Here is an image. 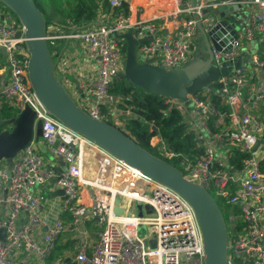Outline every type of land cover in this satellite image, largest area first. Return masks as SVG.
<instances>
[{"label": "built area", "instance_id": "1", "mask_svg": "<svg viewBox=\"0 0 264 264\" xmlns=\"http://www.w3.org/2000/svg\"><path fill=\"white\" fill-rule=\"evenodd\" d=\"M133 1L109 0L111 7L125 2L128 13L99 14L86 27L46 26L53 58L64 44L60 41L68 43L55 73L70 96L89 116L122 130V117L131 111L120 108V100L109 91L123 73L125 61V43L115 34L133 29L136 38L150 35V40L137 46L138 61L169 70L192 59L197 23L206 28L213 17L207 7L239 4L246 10L244 26L236 29L227 45L213 49L212 62L217 65L236 58L245 41L264 32V0H149L157 8L149 19L134 18ZM11 15L0 12V65L9 70L0 89V106L6 101L16 110L28 105L35 111V120H41V140L52 160L43 159L39 146L31 142L12 159L9 175L6 161H0V229L5 232L0 238V264H44L56 246L67 247V252L70 244L75 264H203L199 227L185 199L43 109L28 83L29 53L21 25ZM154 19L173 22L172 27L160 32ZM71 42L76 44L70 46ZM77 44L91 65L89 75L80 72L74 79ZM218 83L215 92L227 110L214 104L211 87L189 95L196 118L192 155L168 149L159 134L152 136L150 144L160 158L178 159L180 173L210 194L212 190L220 198V203L216 201L220 210L227 208L233 230L227 232V263L264 264V144L253 150L264 138L260 112L264 62L253 55ZM164 103L168 109L183 107L170 97H164ZM209 117L220 122L218 132L212 131ZM58 158L64 163L62 170ZM116 198L122 213L115 210ZM141 209L144 214L138 213ZM142 228L147 232L141 233ZM65 234L68 237L61 240Z\"/></svg>", "mask_w": 264, "mask_h": 264}, {"label": "water", "instance_id": "2", "mask_svg": "<svg viewBox=\"0 0 264 264\" xmlns=\"http://www.w3.org/2000/svg\"><path fill=\"white\" fill-rule=\"evenodd\" d=\"M0 3L21 25L29 53L28 83L43 109L60 123L103 147L124 163L178 193L195 214L202 240L203 264H228L226 224L220 207L211 194L202 185L184 177L176 166L143 148L121 128L89 116L76 104L55 73V64L66 42L53 58L46 41V19L34 0H0ZM238 9L239 4H222L217 8H209L206 12L213 16L209 25L205 28L200 22L197 23L200 48L187 64L169 70L148 61H138L137 46L150 40V35L136 38L133 29L115 34L116 38L125 43L124 69L120 77L150 94L170 97L191 107L189 95L211 87L221 76L227 75L244 62L242 54L219 65L212 62L213 49L220 50L235 35L236 24L230 20L229 15H235ZM2 52L5 54L4 49ZM3 123L0 121V161H6L9 175L12 159L18 151L31 142L37 144V147L42 146L39 149L41 153H45L46 149L41 140V120H35V111L28 105L16 110V115L7 120L6 128H2ZM262 144L264 138L253 150ZM37 147L34 146V150ZM57 162L59 170L64 169L60 158ZM55 193L61 194L62 191L57 190ZM118 201L116 198L115 210L122 213V208L117 205ZM145 208L148 209V206ZM4 235V230L0 229V238ZM149 242L154 245V240Z\"/></svg>", "mask_w": 264, "mask_h": 264}, {"label": "trees", "instance_id": "3", "mask_svg": "<svg viewBox=\"0 0 264 264\" xmlns=\"http://www.w3.org/2000/svg\"><path fill=\"white\" fill-rule=\"evenodd\" d=\"M35 2L46 19V25L55 24L64 29H68L70 25L78 28L86 27L95 22L99 14H110L115 17L128 13L125 2L120 7H111L109 0H37ZM122 50H125L123 43ZM260 58L264 62V54ZM218 86V82L213 83L211 88L214 92L211 91L209 94L217 107L227 110V107L221 103L220 96L215 92ZM109 91L120 100L118 104L120 108H128L131 111L130 115L122 117L123 130L143 148L156 154L150 139L159 134L168 149L184 155L193 154L194 134L187 130L180 108L168 109L164 97L150 94L120 76L113 81ZM15 115L16 109L3 101L0 106V121L4 122L2 128H6L7 120ZM208 121L211 127L212 117H209ZM169 162L178 166L179 160L172 159ZM68 248L72 249V244Z\"/></svg>", "mask_w": 264, "mask_h": 264}, {"label": "crops", "instance_id": "4", "mask_svg": "<svg viewBox=\"0 0 264 264\" xmlns=\"http://www.w3.org/2000/svg\"><path fill=\"white\" fill-rule=\"evenodd\" d=\"M199 0H192V2L197 3ZM133 14L135 19H149L152 18V15H155L157 13V8L155 9V6H150L149 0H134L133 1ZM209 8L207 7L205 11H208ZM230 20L233 21L236 24V29L244 26L245 17H246V10L244 8H240L236 11L235 15H229ZM153 22L158 27V30L160 32L166 31L168 28L172 27L173 22H169L165 19H154ZM200 35L197 33L195 35V38L192 41L193 49L191 58H193V55L197 52L196 46L197 43L200 44ZM66 41V40H65ZM64 40H61L60 42H65ZM76 44V42H71L69 45ZM68 43L66 42V46ZM76 55H72L74 59L76 60L75 66L78 70H72V77L76 79L80 72L85 75H89L88 68L91 65V62H89L86 59V56L84 55V52L82 50V47L80 44H77L75 46ZM242 54L244 57L243 63H248L251 61V57L253 55L257 56L258 59L262 60L260 57L262 54H264V32L263 33H257L255 38L252 41H245L239 50V55ZM86 70V72H85ZM66 77H69L67 74H64ZM73 79V81H75ZM7 82V70L4 66V64L0 65V89L5 86ZM77 83V82H76ZM74 84V83H73ZM181 111L183 113L184 122L186 123L187 130L195 131L196 130V124H195V113L191 107L183 105L181 108ZM8 126V125H7ZM222 126L220 125V122L217 120L215 121L214 118H212L211 122V129L213 132H218Z\"/></svg>", "mask_w": 264, "mask_h": 264}, {"label": "rangeland", "instance_id": "5", "mask_svg": "<svg viewBox=\"0 0 264 264\" xmlns=\"http://www.w3.org/2000/svg\"><path fill=\"white\" fill-rule=\"evenodd\" d=\"M34 1H37V0H34ZM0 12H4L5 14H11V12L7 8L3 7L1 3H0ZM10 17L13 18L12 15ZM49 48L52 50V47L50 45H49ZM196 48H198V49L200 48V45L198 43H197ZM198 49H197V51H198ZM194 55H193V57H194ZM260 112L264 115V109H263V111L260 110ZM41 147L42 146H40L39 149H41ZM153 151H154V153H157L156 150H153ZM40 155H41V157L43 159H46L48 161L50 159L52 160L51 154L48 151H46L45 153H40ZM48 192H49L48 190L44 191V193H46V194ZM210 192H211L212 196L214 197V199L218 203H220L221 202L220 198H218L212 190H210ZM221 212H222L224 220H225L226 230H227L228 233L232 234L233 233V230L231 228L232 227V223L228 220L229 212H228L227 208H225L224 206H221ZM138 213L139 214H144L145 212H144V210L141 209V210L138 211ZM88 227L90 229V225ZM140 232L141 233H145V232H147V229L146 228H142L140 230ZM67 237H68L67 234H65L61 238V240H65ZM66 248L67 247L62 248L61 246H56L55 249L53 250L51 256L48 259L45 260L44 264H75L73 262V251H72V249H68L67 252H66V250H65ZM65 252L67 254V257H64V253ZM66 258H69V259L66 260Z\"/></svg>", "mask_w": 264, "mask_h": 264}]
</instances>
